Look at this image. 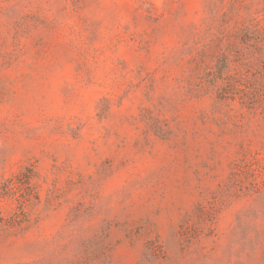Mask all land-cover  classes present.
Here are the masks:
<instances>
[{
  "label": "rangeland",
  "instance_id": "1",
  "mask_svg": "<svg viewBox=\"0 0 264 264\" xmlns=\"http://www.w3.org/2000/svg\"><path fill=\"white\" fill-rule=\"evenodd\" d=\"M0 264H264V0H0Z\"/></svg>",
  "mask_w": 264,
  "mask_h": 264
}]
</instances>
